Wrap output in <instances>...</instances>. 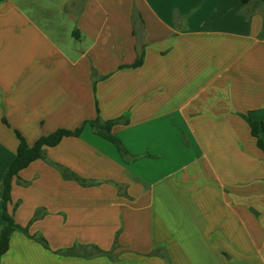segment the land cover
<instances>
[{"label": "crops", "instance_id": "crops-1", "mask_svg": "<svg viewBox=\"0 0 264 264\" xmlns=\"http://www.w3.org/2000/svg\"><path fill=\"white\" fill-rule=\"evenodd\" d=\"M61 10L68 46L43 0L0 2V227L14 129L33 145L99 107L103 120L127 117L113 132L138 158L125 161L90 124L47 147L49 161L95 184L44 159L22 169L9 211L49 248L15 231L1 264H264V151L244 118L264 143V0H67ZM75 245L114 257L57 252Z\"/></svg>", "mask_w": 264, "mask_h": 264}, {"label": "trees", "instance_id": "trees-1", "mask_svg": "<svg viewBox=\"0 0 264 264\" xmlns=\"http://www.w3.org/2000/svg\"><path fill=\"white\" fill-rule=\"evenodd\" d=\"M1 1L2 0H0V2ZM241 1L244 3H249L251 0H241ZM74 36L77 37L76 30L74 31ZM143 57H144V51L141 50L138 53V58L136 62L130 66L132 67L140 66L143 63ZM92 75L94 77V83H95L96 71L94 69ZM244 118L249 123L252 134L257 138L258 146L262 148L264 151V143L260 132L261 124L253 120L249 116L244 115ZM3 121L6 125L9 126L6 119H3ZM86 124H90V126L92 127L93 131L96 134L112 142L116 146V148L118 149V151L120 152L121 156L124 158L125 161H132L138 158V156L132 155L127 150L123 142L113 132L114 126L118 124H124V125L129 124V120L127 119V117L103 120L100 115L99 107H97V116L94 119L85 121L81 126L75 129L59 128L51 132L50 134L41 136L33 145H29L24 135L19 130L14 129V132L19 140V145L16 156L12 161L11 165L9 166L8 170L6 171L2 182L1 213L4 223L0 227V264H1L2 256L10 248V240L12 234L15 231H21L29 238L35 239L38 242H40L44 247L49 248L48 242L43 236L30 235L28 227H22L19 224H17L14 218L12 217V214L9 211V203L11 202L12 183L14 178H17L18 182L21 183L22 185L27 184V182L22 181L19 178V172L22 169L28 167L35 160L44 159L48 161L50 164L57 167L60 170L62 176L66 179L76 180L78 183L84 186L95 184L94 181L86 180L76 175L75 173L71 172L68 168L49 161L46 157L47 147H53L58 145L65 137L80 136ZM262 129H264V127H262ZM255 213L257 214V212ZM41 216L42 213L38 210L35 213L34 217L32 218V221L37 220ZM116 246H117V241L115 242L113 249H115ZM57 252L62 255L80 256L84 258H90V257L102 256V255L114 257L113 251H104L96 245H75L71 248L59 250Z\"/></svg>", "mask_w": 264, "mask_h": 264}, {"label": "rangeland", "instance_id": "rangeland-1", "mask_svg": "<svg viewBox=\"0 0 264 264\" xmlns=\"http://www.w3.org/2000/svg\"><path fill=\"white\" fill-rule=\"evenodd\" d=\"M67 0H43V2L46 4L47 8L51 10V12L54 13V15L59 18L60 21L63 20V25L65 28L64 37L62 38V44L68 46V41L71 39V36L69 34V30L72 27V23L69 19H64L63 14L65 15V12L61 10V5ZM29 10H32V7H27ZM35 14V12H33ZM254 212V211H253ZM255 213V212H254ZM256 214V213H255Z\"/></svg>", "mask_w": 264, "mask_h": 264}]
</instances>
